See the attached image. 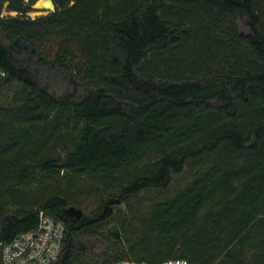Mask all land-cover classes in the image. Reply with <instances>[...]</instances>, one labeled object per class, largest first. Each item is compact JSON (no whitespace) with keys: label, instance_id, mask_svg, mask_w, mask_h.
<instances>
[{"label":"trees","instance_id":"16d2710c","mask_svg":"<svg viewBox=\"0 0 264 264\" xmlns=\"http://www.w3.org/2000/svg\"><path fill=\"white\" fill-rule=\"evenodd\" d=\"M37 1L0 0V264L40 211L66 225L56 264H264V0H54L32 18ZM84 177L111 192L94 217Z\"/></svg>","mask_w":264,"mask_h":264},{"label":"built area","instance_id":"2783aa9c","mask_svg":"<svg viewBox=\"0 0 264 264\" xmlns=\"http://www.w3.org/2000/svg\"><path fill=\"white\" fill-rule=\"evenodd\" d=\"M66 225L44 211L39 212V224L23 232L10 244L3 246V264H56L63 252ZM113 264H148L133 260ZM161 264H190L185 259H169Z\"/></svg>","mask_w":264,"mask_h":264},{"label":"rangeland","instance_id":"374dc122","mask_svg":"<svg viewBox=\"0 0 264 264\" xmlns=\"http://www.w3.org/2000/svg\"><path fill=\"white\" fill-rule=\"evenodd\" d=\"M34 12H37V11L34 10L30 12L28 15L32 18L42 16V15H38L39 13H34ZM9 14L12 16L17 15V13L15 12H12V13L5 12V15H9ZM13 91L14 89L6 90L4 93V96L0 98V102L2 103L11 102L13 93H14ZM193 178H194V175L190 173L175 175L171 186L165 192H159V191L144 192L140 194L138 200L132 203V205L129 207L124 206V205H121V206L115 205L114 213L111 214L109 217H107L105 221H103L99 225V228L101 229L102 232L107 233V231L113 225L116 224L115 220L118 219L120 214L122 215L128 214V213L132 215H135L138 213L140 214L141 212H145L146 210L148 211L151 206V203L155 200H167V199H171L175 197L177 192L183 189L190 181L193 180ZM94 181L95 179H93L92 177H84L81 180L80 189L83 190V193L85 196L83 198H79L78 199L79 203L78 205H76V207L79 210H81L84 215L91 216V217H94L95 214L99 212L104 200H106L109 197V194L111 193L102 188V190H100V192H98L97 194L91 193V196H88V193H90L91 189L93 187H96L94 186ZM95 226H98V225H95Z\"/></svg>","mask_w":264,"mask_h":264},{"label":"water","instance_id":"95a60500","mask_svg":"<svg viewBox=\"0 0 264 264\" xmlns=\"http://www.w3.org/2000/svg\"><path fill=\"white\" fill-rule=\"evenodd\" d=\"M33 9L35 11H37L34 13H39L38 15H47V14L51 13L52 11L56 10V4H55L54 0H38L33 5ZM78 215L79 216L81 215L80 211H78ZM110 231L116 236L120 235V230L116 224L110 228ZM1 242H2V228L0 225V243Z\"/></svg>","mask_w":264,"mask_h":264}]
</instances>
